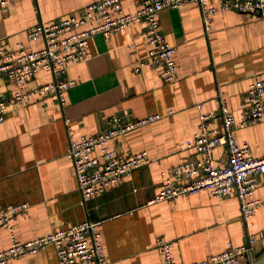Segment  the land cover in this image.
I'll return each mask as SVG.
<instances>
[{
	"label": "crops",
	"instance_id": "crops-1",
	"mask_svg": "<svg viewBox=\"0 0 264 264\" xmlns=\"http://www.w3.org/2000/svg\"><path fill=\"white\" fill-rule=\"evenodd\" d=\"M90 0H12L0 8V46L13 48L22 41L27 48L43 44L30 39L28 29L42 20L57 19ZM134 10L141 0H120ZM204 26L197 3L160 10L159 29L174 46L177 70L165 81L160 67L134 69L148 54L145 21H135L107 34L89 38L90 56L68 65L65 77L77 82L66 91L61 104L53 94H35L25 103L11 102L14 83L0 78V97L9 101L0 121V205L27 201L25 213L12 217L16 238L24 240L49 230L89 219L100 220L105 264H162L156 239L172 240L177 264L208 257L226 240L238 244L253 236L252 252L264 249V181L255 195L261 204L244 218L235 192L214 196L203 188L173 200L148 202L161 184L162 172L171 164L196 154L180 146L197 127V102L203 110L219 113L224 101L234 114L246 99L248 84L264 76V17L258 11L221 7ZM52 73L38 70L25 83L34 87L50 80ZM162 117L110 138L120 156L146 148L150 160L137 166L103 192L83 200L74 166L66 155L68 128L75 135L103 130L107 118ZM220 126V118L213 120ZM238 141L246 139L255 155L264 154V119L237 127ZM225 156L222 145L213 149ZM264 174L259 175L262 180ZM8 229L0 225V248L9 244ZM3 264H59L55 246L11 257Z\"/></svg>",
	"mask_w": 264,
	"mask_h": 264
},
{
	"label": "built area",
	"instance_id": "built-area-1",
	"mask_svg": "<svg viewBox=\"0 0 264 264\" xmlns=\"http://www.w3.org/2000/svg\"><path fill=\"white\" fill-rule=\"evenodd\" d=\"M10 1L0 0V8ZM186 2L199 5L204 26L209 27L210 15L217 9L209 0H141L134 10L124 9L120 0H90L62 17L34 23L27 34L33 40L41 38V46L27 48L22 41H17L13 48L0 46V78L7 77L15 85L11 102L25 103L35 94H53L64 104L67 89L77 82L76 78L64 76L66 69L70 63L90 56V36L107 34L142 19L149 50L144 58L137 61L134 69L139 71L144 65L160 67L162 78L173 80L177 70L175 46L159 29L158 16L163 7H179ZM220 6L258 11L264 17V0H220ZM40 69L52 73L53 77L25 88L24 83ZM246 93L238 114H234L224 101L220 103L219 113L205 111L203 102H197V127L190 137L180 142V146L194 147L196 154L169 165L162 172L160 187L148 202L173 200L205 188L214 196L235 192L244 218L254 214L261 204L255 189L264 181V177L259 179V175L264 174V154H253L249 141H238L234 131L237 127L264 119V76H255ZM8 104V100L0 97V121L4 119ZM162 116L159 112L142 116L112 114L107 118L105 129L90 134L75 135L68 128L66 155L73 163L83 200L103 192L133 168L150 160L146 148L120 156L110 145V138ZM217 116L220 118L219 127L213 124ZM218 145L224 146L225 156L213 154L214 147ZM28 207L27 201L0 205V225L5 226L10 234L9 244L0 248V264L11 257L34 253L48 243L54 244L59 264L106 263L100 220L85 219L32 238H16L12 217L27 212ZM253 241L254 237L250 235L248 242L235 244L226 240L222 249L189 264H248ZM155 243L162 255V264H177L172 255V240L158 237Z\"/></svg>",
	"mask_w": 264,
	"mask_h": 264
},
{
	"label": "water",
	"instance_id": "water-1",
	"mask_svg": "<svg viewBox=\"0 0 264 264\" xmlns=\"http://www.w3.org/2000/svg\"><path fill=\"white\" fill-rule=\"evenodd\" d=\"M248 264H264V249L255 253L251 251Z\"/></svg>",
	"mask_w": 264,
	"mask_h": 264
}]
</instances>
